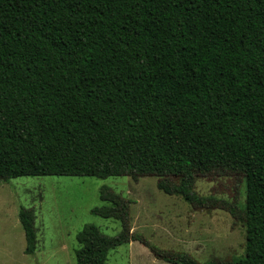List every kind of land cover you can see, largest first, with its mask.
Segmentation results:
<instances>
[{"label":"trees","instance_id":"trees-1","mask_svg":"<svg viewBox=\"0 0 264 264\" xmlns=\"http://www.w3.org/2000/svg\"><path fill=\"white\" fill-rule=\"evenodd\" d=\"M152 176L194 210H227L264 264V0H0V179ZM237 176L245 200L200 195V177ZM77 264H107L138 241L159 260L201 264L132 232V200L100 190ZM25 253L34 209L21 208Z\"/></svg>","mask_w":264,"mask_h":264},{"label":"rangeland","instance_id":"rangeland-1","mask_svg":"<svg viewBox=\"0 0 264 264\" xmlns=\"http://www.w3.org/2000/svg\"><path fill=\"white\" fill-rule=\"evenodd\" d=\"M108 186L131 205L132 232L142 234L162 249L183 251L204 264L245 253L246 229L224 209L194 210L179 196L157 187V178L135 182L129 176H25L0 179V264H77V234L93 224L108 236L121 231V222L91 213L102 206L100 190ZM203 196L244 202L245 181L237 176L198 178ZM34 209L37 249L25 253L26 238L19 218L21 208ZM107 264H170L157 259L138 241L112 249Z\"/></svg>","mask_w":264,"mask_h":264}]
</instances>
